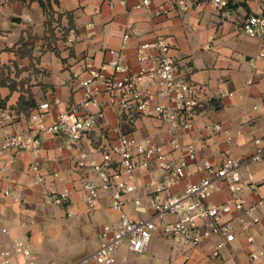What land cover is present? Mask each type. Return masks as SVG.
I'll return each mask as SVG.
<instances>
[{
    "label": "crops",
    "instance_id": "crops-1",
    "mask_svg": "<svg viewBox=\"0 0 264 264\" xmlns=\"http://www.w3.org/2000/svg\"><path fill=\"white\" fill-rule=\"evenodd\" d=\"M174 1L152 0V5L169 6ZM184 1L188 4L185 10L176 6L164 14L153 15L137 7V0H58L57 5L52 4L50 25L55 41L48 47L46 14L36 0H0V65L4 76L16 82L12 90L0 85V105L14 111L3 126L1 137L14 133L33 135L29 113L42 102L49 104L47 120L78 105L85 91L80 80L88 77L86 58L96 67L106 63L111 58L109 50L120 47L124 34L128 38L122 50L123 71L116 73L118 77L136 74L141 67L150 68L158 50L145 49L148 59L139 61L137 49L163 37L170 46L168 56L198 87L202 105L196 108L189 128L172 129L166 121L137 114L132 119L118 106H110L100 83L95 82L89 89L100 105H88L81 113L101 109L103 117L82 134L78 144H69L65 136L54 135L43 138L35 154L0 150V249L20 238L28 241L32 253L31 259L13 255L9 264H94L80 261L97 248L102 225L115 223L117 215L106 192L101 193L94 210L86 206L79 186L80 171L75 167L82 150L99 162L102 150L120 135L152 138L162 146L168 159L175 162L183 158L187 163L185 176L162 193L167 195L179 194L187 183L199 181L204 176L197 168L202 160L218 163L225 152L234 157L249 156L254 149L253 139L264 137V58L257 57L262 42L248 37L241 29L248 15L264 9V0H230L228 15H222L209 0L191 4L190 0ZM69 18L73 27L63 37ZM16 70L22 71L15 76ZM140 89L152 94L151 104L165 103L156 78L145 77ZM224 91L232 95H222ZM20 97L24 99L18 106ZM172 137L180 148L170 144ZM189 143L195 149L193 160L185 152ZM34 160L40 163L43 182L35 181L31 167ZM53 171L59 173L60 179L52 176ZM239 173L254 189L246 187L241 192L249 211L244 221L249 223L251 218H257V222L244 228L233 208L222 214V221L230 224L235 237L220 249L217 258L211 256V250L219 236H211L191 248L170 235L156 232L146 252L154 248L158 239L165 238L158 254L160 263L151 264H163L162 259L176 252L174 247L179 250L175 264H264V158L242 165ZM87 175L96 178L91 171ZM134 175L137 189L127 194L126 207L134 217L146 216L148 210L144 211L143 206L151 192L150 182L163 181L165 173L152 162L146 169L135 170ZM216 185L219 188L211 192L208 202L220 205L229 201L227 187L221 182ZM63 187L70 190L69 200L63 206L50 202L47 194ZM4 190L17 199L5 195ZM134 198L140 199L142 206H134ZM168 219L173 221L172 216ZM247 236H252L251 243L246 241ZM122 249L117 250L111 264H128L131 252ZM254 250L263 254L250 262L249 253ZM184 254L189 255L187 262H183Z\"/></svg>",
    "mask_w": 264,
    "mask_h": 264
},
{
    "label": "built area",
    "instance_id": "built-area-1",
    "mask_svg": "<svg viewBox=\"0 0 264 264\" xmlns=\"http://www.w3.org/2000/svg\"><path fill=\"white\" fill-rule=\"evenodd\" d=\"M201 0H190L197 3ZM214 8L222 15L230 13V0H209ZM137 7L149 14L160 15L168 12L170 8L179 7L185 10L188 4L184 0H175L169 6L152 5V0H137ZM243 32L252 38L261 40L257 52L258 58H264V9L257 14L248 15L241 23ZM128 34H124L122 44L117 49H110L111 58L100 66H94L87 58L86 70L88 77L81 79L80 84L85 91L80 103L67 110L59 112L51 120L46 119L49 104L42 102L29 114V126L34 130L33 135L14 133L0 136V150L10 149L15 153H37L41 140L48 136H65L69 144H78L82 134L91 130L97 120L103 117V112L98 109L95 113H81L88 105L99 106L100 102L90 86L99 82L102 92L107 97L110 106H118L133 119L134 114L151 116L161 121H166L172 129L181 127L189 128L193 123L196 108L201 107L198 98V87L192 84L180 70L176 61L168 56L169 43L163 37H157L153 43H145L138 47L137 58L145 61L148 57L144 50L154 47L158 50L150 68L141 67L136 74L118 77L117 72L123 71L121 60L122 50ZM145 77L156 78L162 87L161 95L166 98L165 103L151 104L152 94L143 93L140 89ZM222 95H232L222 92ZM14 111L9 107H0V132L3 126L13 117ZM218 129L217 125L213 126ZM3 133H5L3 131ZM2 133V134H3ZM173 148H180L175 137L170 139ZM254 149L249 156L234 157L225 152L218 163L202 160L198 163V170L204 176L197 182H189L179 194L162 193L179 182L184 176L187 163L183 158L171 161L167 158L162 146L152 138L137 139L132 136L120 135L115 143L101 152V160H92L86 151H81L75 161V167L80 171L79 186L84 192L86 206L94 210L95 204L102 192L110 194L111 207L117 215L115 223L102 225L99 233V244L95 250L81 259V263L94 262L97 264H111L116 259V252L121 246L134 254L146 252L150 240L156 232L170 235L175 240L195 248L211 236H219V240L211 250V256L217 258L221 248L234 240V233L228 222L222 221V214L229 213L233 208L238 213L239 221L247 228L257 222L251 218L250 222L244 221L246 201L242 190L249 187L254 191L239 173V168L248 162L264 158V137L253 139ZM186 156L193 160L195 149L192 143L185 145ZM165 173L163 181L150 182L151 192L146 198L144 211L148 215L134 217L126 207V196L137 189L134 172L137 169H146L151 163ZM40 163L32 162L35 172V181L43 182L44 177L39 173ZM91 171L96 178L89 177ZM52 176L60 179L59 173L53 171ZM116 179H120L116 181ZM216 182L223 183L231 194V199L223 204L215 205L208 202V197L214 189L219 187ZM16 200L15 194L4 190ZM70 190L63 187L58 191L47 194V198L55 205L63 206L69 200ZM132 203L136 207L142 206L141 200L134 198ZM259 204L261 201L258 202ZM172 216L173 221L168 217ZM6 232L5 228H2ZM246 241L251 243L252 236H247ZM20 254L27 259L32 258L31 249L26 239L14 238L9 247L0 249V264H9L13 255ZM263 254L261 250L249 253L250 262H254ZM189 259L188 254L183 255V262Z\"/></svg>",
    "mask_w": 264,
    "mask_h": 264
},
{
    "label": "trees",
    "instance_id": "trees-1",
    "mask_svg": "<svg viewBox=\"0 0 264 264\" xmlns=\"http://www.w3.org/2000/svg\"><path fill=\"white\" fill-rule=\"evenodd\" d=\"M8 1H17V0H8ZM19 1H26V0H19ZM28 1H33V0H28ZM39 5L41 6V8L43 9L44 13L46 14V27H47V32H48V36H46L45 41L47 42L48 47L50 46V42L51 41H55L54 38V33L53 30L51 29L50 25H51V18H52V4H58V0H36ZM69 16V15H67ZM73 27V23L71 21V18H69V24L68 27L63 30V37H65V35L68 33L69 28L71 29ZM23 55V54H22ZM29 56H30V52H29ZM22 70H16L15 76H17ZM0 85H7L11 90L15 87L16 82L13 78H10L8 76H4V71H3V66L0 65ZM30 96V93H29ZM23 97H20L19 101H18V106H21V102L23 101ZM0 107H4L1 106ZM16 110H18L16 108ZM30 114V113H29Z\"/></svg>",
    "mask_w": 264,
    "mask_h": 264
},
{
    "label": "rangeland",
    "instance_id": "rangeland-1",
    "mask_svg": "<svg viewBox=\"0 0 264 264\" xmlns=\"http://www.w3.org/2000/svg\"><path fill=\"white\" fill-rule=\"evenodd\" d=\"M165 237H161L160 239H158L157 244L154 246V248L152 250H150L149 252L147 251L146 253H143L142 255H133L132 253H129V257L127 260L128 264H151V263H160V259L158 254L161 251V244L163 242ZM123 249L122 250H126V247L123 245L121 246ZM174 251H176L174 253V255L172 256H168L163 260V264H175V260H177V252H179V250L177 248L174 247ZM92 263V262H91ZM94 263V262H93ZM96 264V263H94ZM189 264V263H187Z\"/></svg>",
    "mask_w": 264,
    "mask_h": 264
}]
</instances>
